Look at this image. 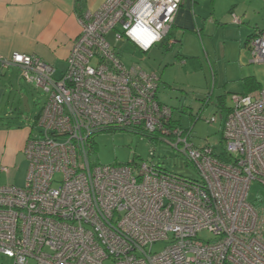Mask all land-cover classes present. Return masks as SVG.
<instances>
[{
    "label": "built area",
    "instance_id": "built-area-1",
    "mask_svg": "<svg viewBox=\"0 0 264 264\" xmlns=\"http://www.w3.org/2000/svg\"><path fill=\"white\" fill-rule=\"evenodd\" d=\"M181 2L105 0L82 13L57 79L35 55L0 58L46 94L23 148V186L0 185V264H264V213L248 199L254 181L264 188V87L233 94L219 143L195 145L157 99L155 71L127 67L107 39L114 30L116 42L143 52L175 44L168 36ZM248 50L264 63V30ZM109 129L163 140L198 178L151 159L91 164L92 136Z\"/></svg>",
    "mask_w": 264,
    "mask_h": 264
},
{
    "label": "rangeland",
    "instance_id": "rangeland-1",
    "mask_svg": "<svg viewBox=\"0 0 264 264\" xmlns=\"http://www.w3.org/2000/svg\"><path fill=\"white\" fill-rule=\"evenodd\" d=\"M114 34V30L109 32L107 39L127 67L136 63L144 70L155 71L159 77L157 99L172 108V119L176 124L184 129L191 128L190 140L195 145H201L205 140L212 144L219 143L222 118L233 106L232 95L245 92L246 75L254 76L256 86L260 84L264 87V63L250 62L248 48L229 39L221 28L215 29L210 37H186L182 48L179 43L170 49L154 45L148 52L140 51L125 41L116 42ZM6 75L13 87L20 85L24 88L29 111H25L19 99L16 105L33 123L46 100V94L17 77L12 67H9ZM211 118H214V122L209 123ZM92 147L89 155L91 164L113 165L130 162L132 158L136 162L151 159L169 172L198 178L194 167L187 164L185 157L166 142L150 140L128 129L101 130L92 136ZM26 171V159L18 157L13 168H0V185L22 187ZM258 194H264V188L254 181L248 192L249 201H254ZM198 237L207 240L211 234L201 231ZM164 246L165 242H156L151 252H159ZM3 260L6 261L0 256V262Z\"/></svg>",
    "mask_w": 264,
    "mask_h": 264
},
{
    "label": "crops",
    "instance_id": "crops-1",
    "mask_svg": "<svg viewBox=\"0 0 264 264\" xmlns=\"http://www.w3.org/2000/svg\"><path fill=\"white\" fill-rule=\"evenodd\" d=\"M104 1L0 0V58L9 57L14 51L35 55L53 65V77L60 78L72 42L80 32L79 17L96 10ZM232 14L239 23L233 21ZM218 28L248 48L251 35L264 30V0H182L168 37L182 48L186 37H210ZM9 67L18 77V69ZM9 67L0 64V166L6 170L16 165L18 157L25 158L23 148L32 124L16 105L17 99L23 105L27 95L23 87H13L7 80ZM244 84L246 92L261 87L258 84L251 88V75L244 77ZM23 107L29 111L28 106Z\"/></svg>",
    "mask_w": 264,
    "mask_h": 264
},
{
    "label": "trees",
    "instance_id": "trees-1",
    "mask_svg": "<svg viewBox=\"0 0 264 264\" xmlns=\"http://www.w3.org/2000/svg\"><path fill=\"white\" fill-rule=\"evenodd\" d=\"M161 47L163 46L164 48H166V49H170V48H172V46L174 45V44H171V45H169L168 47L166 46V44H165V42H163V43H161V44H159ZM249 79V78H248ZM255 80H254V78L251 76V88L252 87H254V86H256V84H255ZM249 90H251V89H249ZM248 90V91H249ZM244 93H248V92H241L240 94H244ZM220 107V106H219ZM229 110H230V108L225 112V115H224V117L222 118V122H223V119L226 117V115H227V113L229 112ZM196 119H198V118H196ZM183 128V127H182ZM221 133H222V128H221ZM222 135V134H221ZM219 159H226L225 157H224V154L222 153V152H220V153H218V154H215ZM254 206H256V207H258V208H260V210H262L263 211V213H264V194H258V196L255 198V200L254 201H252L251 202Z\"/></svg>",
    "mask_w": 264,
    "mask_h": 264
},
{
    "label": "water",
    "instance_id": "water-1",
    "mask_svg": "<svg viewBox=\"0 0 264 264\" xmlns=\"http://www.w3.org/2000/svg\"><path fill=\"white\" fill-rule=\"evenodd\" d=\"M23 105L24 106H28V104H27V98L26 97L23 99ZM26 110L28 111V109H26Z\"/></svg>",
    "mask_w": 264,
    "mask_h": 264
}]
</instances>
